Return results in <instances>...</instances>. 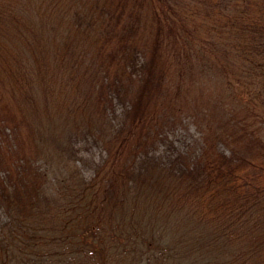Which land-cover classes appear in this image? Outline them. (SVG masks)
Masks as SVG:
<instances>
[{"label": "trees", "instance_id": "trees-1", "mask_svg": "<svg viewBox=\"0 0 264 264\" xmlns=\"http://www.w3.org/2000/svg\"><path fill=\"white\" fill-rule=\"evenodd\" d=\"M14 30L35 36L17 60L1 50ZM0 37V264H264V0H0ZM192 51L245 104L187 79ZM47 96L45 118L76 125L73 153L103 149L58 197L39 163ZM188 115L199 144L165 158ZM146 217L164 222L146 234Z\"/></svg>", "mask_w": 264, "mask_h": 264}, {"label": "rangeland", "instance_id": "rangeland-1", "mask_svg": "<svg viewBox=\"0 0 264 264\" xmlns=\"http://www.w3.org/2000/svg\"><path fill=\"white\" fill-rule=\"evenodd\" d=\"M169 1L170 3H174V0H169ZM175 2L178 3V0H175ZM11 31H10L11 38L12 40L14 38V42L8 43L6 41L9 39L8 36V39L4 40L5 43L2 46L1 50L3 51L5 50L9 56L17 60V58H15L16 56L21 55L22 53L24 54L23 47L25 46V42L28 40V38H33L35 36L32 33L31 35L28 34V32H26V34H24L23 32L20 34L16 30H14L13 32ZM17 34L20 36H17ZM47 35L50 36V34ZM1 40L2 39L0 37V41ZM199 46H201V44H199ZM204 54L203 52L195 53L193 51L189 53L187 52L184 53L183 58H186L190 62V63H185L184 65L185 68L184 74L187 76V79H189V77H193L195 81L202 83L203 87L205 88L206 94L213 93V95H216L218 91L224 92V89L226 88L228 91H231V94L233 95L231 97L233 98L237 97L238 100H241L240 98H244V99L247 98L246 96H244L245 91L237 83L232 82L228 86H226L223 83L222 78L219 76L217 72H215L216 70L211 65L213 59L211 57L206 56L205 52ZM26 97L27 96H22V98L28 102V99ZM257 97L258 99L263 100L262 97L264 96H257ZM227 98H229V96H226L224 99L226 100ZM59 99L60 96H47L46 102L43 105L41 102L40 104L34 103V105L38 106V109L40 108L39 111L42 112L44 116L40 124L43 129L45 137L48 138L47 139L48 143H46V141L43 142L44 150L42 151V153L44 154L42 153L40 154L39 163H41L42 165L44 163L45 166L49 169L51 191H54L57 197L58 194H64L65 191L68 194L75 192L79 188V186L75 182L77 175L76 174L73 175V173L77 171L78 174L84 175L85 177H89L94 167L96 166L97 161L100 159L101 155L103 154L102 146L100 144H97L91 138L84 140L83 145L79 147V149L82 151L81 154L73 153V148H72V145L74 143L73 140L77 137L73 135V128L76 125H73V127L66 126L65 123L67 116L64 113H61L59 116H55V115L53 116L55 117L56 123L49 122L50 119L45 118L46 116V114L44 113L45 107H47L46 109L50 110L49 113L53 112L54 114V110H56V107L58 105L57 101H59ZM73 99L74 97L66 99L67 109L70 108L69 107L70 105L71 106L77 105V102H73ZM254 101L256 104L254 110H257L256 113H258V118H257L258 125L260 126V131L264 132V120L261 119L262 115L260 109L258 108L259 103L257 100ZM243 103L245 104V102ZM31 104L32 102L29 103V105ZM25 105L26 103L24 102V106ZM62 107H65L64 103H62ZM64 118H65V122H63ZM48 125L54 127L56 130L62 133L63 136L61 137V140L59 139L58 143H56V141L53 138L55 132L53 131L52 128L50 129ZM200 136H201V130L196 124L195 119L193 118L192 115H188L184 118L183 124L178 126V128H176L174 131L170 133L168 140L164 144H162L160 148L161 149L160 152L166 158V156L172 155L176 153V151L178 150H189L199 144ZM65 178H67V180L62 181ZM145 211L146 210L143 207L136 208L134 212H132V214H134V218L131 219L130 215H127L124 218L123 225L125 224L126 227L135 226L138 220L144 219L146 213H142V212ZM5 220H8V216L5 212L4 207L0 206V223L4 222ZM159 220L160 219H155V217H151V218L146 217V222L149 224V229L148 231H146V234H150L151 231H155V232L158 231L160 224L164 222L163 220L161 221ZM116 230L121 232L122 230L125 229L124 228L122 229V227L118 226L116 227ZM142 237L145 238L147 236H142ZM121 238L123 239V241H126L125 236L121 235Z\"/></svg>", "mask_w": 264, "mask_h": 264}]
</instances>
